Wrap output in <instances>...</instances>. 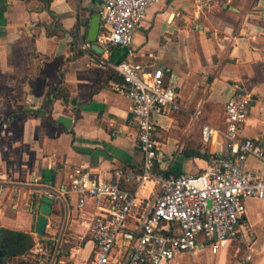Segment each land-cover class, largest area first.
<instances>
[{
    "label": "crops",
    "instance_id": "crops-1",
    "mask_svg": "<svg viewBox=\"0 0 264 264\" xmlns=\"http://www.w3.org/2000/svg\"><path fill=\"white\" fill-rule=\"evenodd\" d=\"M101 1L0 0V237L34 241L7 264H37L31 249L38 242L57 250L58 264H90L95 254L77 193L40 199L35 176L43 188L63 191L77 166L94 175L142 171L131 101L115 90L122 76L109 64L129 58L128 51L114 46L98 53L81 46ZM131 48L144 67L163 68L183 107L154 116L159 171L198 173L208 164L206 154L228 153L222 137L205 141L202 127L207 122L226 128L225 105L238 87L253 97L243 135L264 142V0H159L137 27ZM247 167L260 169L262 162L250 157ZM122 187L146 202L160 189L155 181L137 187L123 180ZM42 202L52 209L40 235ZM110 207L106 198L88 197L83 210L107 213ZM246 208L247 243L230 239L217 251L200 244L193 253H177L176 263L264 264V199L248 198ZM136 225L133 215L118 238L113 264L127 257Z\"/></svg>",
    "mask_w": 264,
    "mask_h": 264
},
{
    "label": "built area",
    "instance_id": "built-area-1",
    "mask_svg": "<svg viewBox=\"0 0 264 264\" xmlns=\"http://www.w3.org/2000/svg\"><path fill=\"white\" fill-rule=\"evenodd\" d=\"M157 1L102 0L101 29L96 40L106 53L114 46L128 51L129 58L109 64L122 76L115 90L131 101L130 122L138 130L144 157L142 171L131 173L117 168L110 176L94 175L88 167L77 166L70 175L69 187L63 191L43 188L38 176L32 181L42 187L35 191L40 199L77 193L79 216L88 224L96 243L90 264H113L118 238L133 215L137 225L129 235V252L121 264H177V253H193L200 244L209 243L214 251L230 239L243 245L248 242L243 229L246 199H264V142L243 135L253 101L244 87H238L226 102L225 129L207 122L202 127L205 141L223 138L227 154L216 153L198 173L166 175L156 168L162 151L154 116L183 108L176 87L165 81L161 66L146 68L133 59L134 33ZM81 46L93 50L89 41H81ZM250 157L261 161L262 167L248 168ZM123 180L133 181L137 187L155 181L160 189L152 202H146L139 200L136 192L122 187ZM88 197L106 198L111 207L107 213H88L83 210ZM31 252L37 264H58L57 250L43 242L36 243ZM246 258L252 259V254Z\"/></svg>",
    "mask_w": 264,
    "mask_h": 264
},
{
    "label": "water",
    "instance_id": "water-1",
    "mask_svg": "<svg viewBox=\"0 0 264 264\" xmlns=\"http://www.w3.org/2000/svg\"><path fill=\"white\" fill-rule=\"evenodd\" d=\"M101 29V16L96 14L93 16L89 30H88V41L92 43V49L98 53H103L104 50L97 43V37L100 33ZM52 206L49 202H42L40 207L41 214L37 218V232L40 235H43L46 229V225L48 222L47 216L51 213ZM16 236V237H15ZM8 236L3 235L0 237V264H7V258L9 256L16 255L18 253H24L31 245H33L34 241L31 237H28L25 241L20 236ZM15 238L22 239V242L15 241ZM29 240H31V244H29ZM18 247V248H17Z\"/></svg>",
    "mask_w": 264,
    "mask_h": 264
},
{
    "label": "trees",
    "instance_id": "trees-1",
    "mask_svg": "<svg viewBox=\"0 0 264 264\" xmlns=\"http://www.w3.org/2000/svg\"><path fill=\"white\" fill-rule=\"evenodd\" d=\"M202 156H204V155H202ZM213 156H215V155L214 154H206L204 157H206L207 159H210ZM167 175H169V173H167ZM30 244H31V240H29V244L28 245H30Z\"/></svg>",
    "mask_w": 264,
    "mask_h": 264
}]
</instances>
